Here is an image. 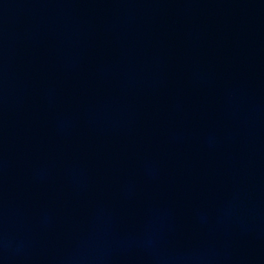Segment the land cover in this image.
Segmentation results:
<instances>
[{
  "label": "water",
  "instance_id": "water-1",
  "mask_svg": "<svg viewBox=\"0 0 264 264\" xmlns=\"http://www.w3.org/2000/svg\"><path fill=\"white\" fill-rule=\"evenodd\" d=\"M0 264H264V0H0Z\"/></svg>",
  "mask_w": 264,
  "mask_h": 264
}]
</instances>
